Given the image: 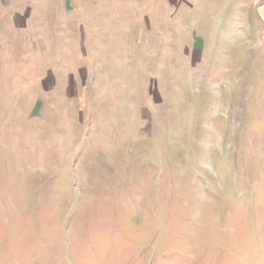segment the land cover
Listing matches in <instances>:
<instances>
[{
  "label": "rangeland",
  "instance_id": "1",
  "mask_svg": "<svg viewBox=\"0 0 264 264\" xmlns=\"http://www.w3.org/2000/svg\"><path fill=\"white\" fill-rule=\"evenodd\" d=\"M0 264H264V0H0Z\"/></svg>",
  "mask_w": 264,
  "mask_h": 264
}]
</instances>
